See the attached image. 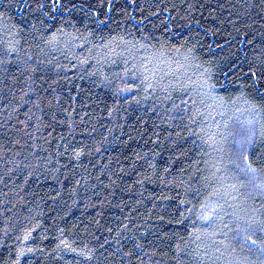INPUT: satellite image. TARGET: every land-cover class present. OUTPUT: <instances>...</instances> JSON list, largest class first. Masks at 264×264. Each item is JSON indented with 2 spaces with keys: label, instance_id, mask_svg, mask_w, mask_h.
<instances>
[{
  "label": "trees",
  "instance_id": "trees-1",
  "mask_svg": "<svg viewBox=\"0 0 264 264\" xmlns=\"http://www.w3.org/2000/svg\"><path fill=\"white\" fill-rule=\"evenodd\" d=\"M53 5L0 0V264H264V0Z\"/></svg>",
  "mask_w": 264,
  "mask_h": 264
},
{
  "label": "rangeland",
  "instance_id": "rangeland-1",
  "mask_svg": "<svg viewBox=\"0 0 264 264\" xmlns=\"http://www.w3.org/2000/svg\"><path fill=\"white\" fill-rule=\"evenodd\" d=\"M220 140V139H219ZM231 147V146H230ZM214 149H215V146L214 145H212V151L215 153V151H214ZM219 152H217L218 154H216V157H218L219 155H220V153H221V151L220 150H218ZM231 151H232V149L230 148V151H229V154H231ZM236 154V153H235ZM234 154V155H235ZM234 157V156H233ZM233 157H231V159L233 158ZM236 157H234V159H235ZM227 159H229V157H227ZM230 159V160H231ZM228 161V160H227ZM238 161V162H237ZM237 161L236 160H233L232 159V161L230 162V164H227V162H223L224 164H225V167L227 168V169H232V171H233V173L235 174V173H237L236 172V168H237V171L239 172V174H241L242 175V177L243 176H245L244 178H247V180L249 181V182H253V184H252V188L250 189L249 187H247V185H246V187L248 188V190H250V192H248V194H253V193H255L256 191H257V189H258V187H254L255 186V183H256V178L257 177H250V175H243V174H245L244 173V171H242L241 169H238V168H240V166L241 167H243V165L241 164L240 165V163H241V161L240 160H238L237 159ZM226 164H227V166H226ZM225 169V168H224ZM245 169H247V168H245ZM228 170V171H229ZM231 171V172H232ZM247 171V170H246ZM225 172H226V170H225ZM238 174V173H237ZM225 175H226V173H225ZM224 176V175H223ZM223 176H217V178H218V180L219 181H221V180H225L226 178L225 177H223ZM252 178H255L254 179V181H253V179ZM227 180V179H226ZM245 182V181H244ZM241 183H242V181H241ZM250 183V184H251ZM242 184H244V183H242ZM245 195H247V192H246V194ZM230 197H229V201H225L224 203H222V205L219 207V205H218V207H219V209L217 208V207H210V209H211V213H212V215L214 214V213H220L221 215H222V213L223 212H225L224 214L226 215V213L227 212H230L231 213V209L229 210L228 208H229V206H233V205H236V207H239V197H237V196H235V192H233L232 193V195H229ZM224 204V205H223ZM250 209V208H249ZM249 209H248V211H249ZM241 210H242V208H241Z\"/></svg>",
  "mask_w": 264,
  "mask_h": 264
},
{
  "label": "snow or ice",
  "instance_id": "snow-or-ice-1",
  "mask_svg": "<svg viewBox=\"0 0 264 264\" xmlns=\"http://www.w3.org/2000/svg\"><path fill=\"white\" fill-rule=\"evenodd\" d=\"M61 0H54L53 10H55V7L59 5ZM41 7H44V5H41ZM247 156H245V160H247Z\"/></svg>",
  "mask_w": 264,
  "mask_h": 264
}]
</instances>
